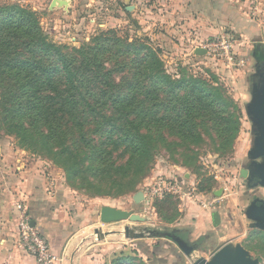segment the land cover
I'll use <instances>...</instances> for the list:
<instances>
[{"label": "trees", "instance_id": "trees-1", "mask_svg": "<svg viewBox=\"0 0 264 264\" xmlns=\"http://www.w3.org/2000/svg\"><path fill=\"white\" fill-rule=\"evenodd\" d=\"M94 41L53 44L31 12L0 6V115L22 150L44 152L69 183L101 195L132 189L168 138L196 145L207 123L232 146L240 116L210 83L173 79L144 44Z\"/></svg>", "mask_w": 264, "mask_h": 264}, {"label": "rangeland", "instance_id": "rangeland-1", "mask_svg": "<svg viewBox=\"0 0 264 264\" xmlns=\"http://www.w3.org/2000/svg\"><path fill=\"white\" fill-rule=\"evenodd\" d=\"M160 1L74 0L68 14H62L54 9L56 7L50 8L47 0H0V6H18L31 12L42 33L53 44L78 49L91 46L95 44V38L108 34L123 41L144 44L154 50L165 74L173 79L191 78L210 83L219 90L228 106L227 111L240 116L239 132L232 146L228 148L225 142L223 145L221 139L212 131L210 123H207L200 129L201 141L196 145L182 144L177 139L168 138L167 143L159 146L154 152L147 171L136 180L132 189L124 188L121 193L112 191L96 195L94 187H81L79 180L69 183L63 170L44 152L22 150L14 135L8 133L0 115V171L3 173L1 167L11 163L12 160L8 158L13 152L24 160L37 158L43 160L51 170L58 172L62 182L77 195L82 204H88L97 210V206L101 209L108 202L116 201L122 209H127L123 211L131 214L138 213L133 207V197L138 192L143 194L145 186H149L158 178L178 180V174L182 175V185L191 193L190 201L199 205V200L206 196L207 202L212 201L207 210H210V213L218 212L223 220L221 226L213 231L207 230V240L202 238L191 244L196 249L201 245L203 248L193 254L192 258L185 259L182 264L192 263L198 258L211 260L224 249L234 253L237 248L244 251L249 262L264 264V225L254 214L258 201L264 209V183L253 186L254 180L240 175L241 169L251 171L255 166L264 164V159L253 157L258 137L253 135L254 123L250 116L245 115V105L251 100V84L238 71L226 69L224 66L214 68L205 58L195 56L191 51L188 56L181 58L169 54L163 40L171 38H159L164 29L155 19L160 14L159 9L163 8L161 5L158 7L159 3L168 6L171 0ZM231 102L238 110L231 108ZM5 168L7 171V167ZM47 178L49 184L56 183L52 176ZM130 181L128 178L119 182L125 184ZM52 184V192L57 194ZM215 192H219V196H215ZM201 193L204 195H200ZM146 202L147 219L157 224L155 227L162 230V234L169 237L174 235L175 231L170 227L175 225L181 216L180 210L184 203L182 197L154 200L152 204Z\"/></svg>", "mask_w": 264, "mask_h": 264}, {"label": "crops", "instance_id": "crops-1", "mask_svg": "<svg viewBox=\"0 0 264 264\" xmlns=\"http://www.w3.org/2000/svg\"><path fill=\"white\" fill-rule=\"evenodd\" d=\"M47 1L50 7L52 0ZM66 1L67 6L54 9L68 14L74 0ZM158 7L160 14L155 21L164 29L159 38H171L163 40L169 54L188 56L200 42L220 33L232 35L236 53L246 60V66L238 72L250 82L251 96L253 85L264 74V0H171L170 5L159 3ZM8 159L11 163L1 167L4 174L0 171V264H35L32 257L16 246V205L20 201L26 202L36 228L58 257L54 264H182L187 258L171 237L190 246L202 238L207 240V230L215 228L211 221L213 213L207 210L212 201L207 202L206 196L199 200V205L190 199L183 200L181 216L170 227L175 234L170 237L147 219L145 200L133 205L141 222L101 224L100 207L95 210L82 204L58 172L43 160H24L14 152ZM48 176L55 180L51 184L57 194L52 192ZM106 206L122 209L116 201ZM222 221L220 216L219 226ZM125 228H129V238L124 236ZM96 229L99 237L94 233ZM201 248L202 245L189 258Z\"/></svg>", "mask_w": 264, "mask_h": 264}, {"label": "built area", "instance_id": "built-area-1", "mask_svg": "<svg viewBox=\"0 0 264 264\" xmlns=\"http://www.w3.org/2000/svg\"><path fill=\"white\" fill-rule=\"evenodd\" d=\"M197 47L205 50L203 58L214 68L224 66L226 69L239 71L246 66V60L236 53L235 38L227 33H220L209 40L200 42ZM177 196L182 197L183 200L189 199L191 193L186 191L178 180L163 178H158L149 186H145L143 192V198L149 204H152L154 200ZM31 220L26 202L20 201L16 205L17 248L32 257L35 264H54L58 261V257L53 254L48 241L36 226L30 225Z\"/></svg>", "mask_w": 264, "mask_h": 264}, {"label": "water", "instance_id": "water-1", "mask_svg": "<svg viewBox=\"0 0 264 264\" xmlns=\"http://www.w3.org/2000/svg\"><path fill=\"white\" fill-rule=\"evenodd\" d=\"M67 6L66 0H52L50 8L53 7H64ZM193 54L195 56L203 57L205 55V50L203 48H197ZM246 115L250 116L254 125L252 126L253 135L257 136L255 142V149L253 151V157L264 159V74L263 78L256 85H253L251 91V100L246 105ZM254 170L248 171L245 169L240 170V175L242 177H250L254 180L253 186L264 183V164L261 166H255ZM215 196H219V192L214 193ZM143 194L138 192L133 197L134 204L138 205L143 202ZM254 214L260 219L261 223L264 225V209L262 208L261 202L258 201L254 210ZM129 222H141L142 219L136 215L127 213L123 210L111 208L104 206L99 211V222L101 224H111L121 221ZM211 221L213 227H218L220 224V215L218 212H214L211 216ZM30 225L35 226V222L31 220ZM95 235L99 237V230L94 231ZM111 234V233H108ZM124 236L129 238V228L124 229ZM172 241L177 245L181 253L186 257L189 256L196 250L195 247H190L185 244L182 240L177 237L172 236ZM191 264H255L254 262H249L245 256L244 251L241 248H237L234 253L228 250H222L211 260H206L204 258H198L192 261Z\"/></svg>", "mask_w": 264, "mask_h": 264}, {"label": "flooded vegetation", "instance_id": "flooded-vegetation-1", "mask_svg": "<svg viewBox=\"0 0 264 264\" xmlns=\"http://www.w3.org/2000/svg\"><path fill=\"white\" fill-rule=\"evenodd\" d=\"M190 247H193V246L190 245Z\"/></svg>", "mask_w": 264, "mask_h": 264}]
</instances>
